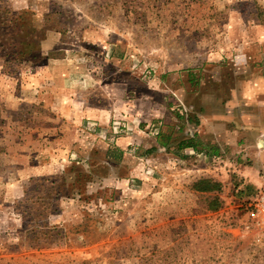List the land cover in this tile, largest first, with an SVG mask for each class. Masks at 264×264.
<instances>
[{
  "label": "rangeland",
  "instance_id": "rangeland-1",
  "mask_svg": "<svg viewBox=\"0 0 264 264\" xmlns=\"http://www.w3.org/2000/svg\"><path fill=\"white\" fill-rule=\"evenodd\" d=\"M66 61L107 122L63 115ZM255 77L264 0H0V264H264V132L201 120Z\"/></svg>",
  "mask_w": 264,
  "mask_h": 264
},
{
  "label": "crops",
  "instance_id": "crops-1",
  "mask_svg": "<svg viewBox=\"0 0 264 264\" xmlns=\"http://www.w3.org/2000/svg\"><path fill=\"white\" fill-rule=\"evenodd\" d=\"M61 63L62 65L69 67L66 68L65 72L63 73V78L60 79L64 83L60 85L59 93L60 94L63 93V95L65 94L64 96H66L65 97L66 101L71 103V104H65L66 102L64 98L62 99L61 97H59L60 98L59 102L60 105L62 106L60 109L65 110V112H63V115L67 117H72V116L82 117V118L86 117L91 120L100 119L103 122H107L112 115V109L114 108V104L113 102H111L109 106L105 107L103 105H99L98 103L93 104L91 102L92 98L90 97L91 94L94 92L92 88H94L93 82L95 80V78L92 76H95V74L88 73L87 65H83L82 66L83 69L81 70V72L77 74L78 71L72 68V63L69 64V62L67 61ZM121 69L125 70L126 68H121ZM248 83L250 85V94H245L238 90L234 91L231 94L232 96H230L232 97L231 100L228 103H226L224 107L223 105L222 106L217 105L218 108L216 110H208L201 115L202 128L207 131V135L209 136V138H212L213 143H215V141L218 142V145L225 143L226 137L224 132L223 133L221 132L222 131L221 129L226 130V126L232 123L234 116H238V118H236L234 121L235 123H238L241 128H244L245 124L248 125L251 124L253 129L252 132L258 134V136L260 132H264V92H260L259 91L260 89H258L257 87L259 85H262L263 80L258 77H255V78H251ZM253 85H256L257 88L252 87ZM88 86H90V88H88ZM69 87L70 88L74 87L73 89L74 92H72L69 89ZM159 89L165 92L164 84L160 85ZM168 89L173 93H176L181 90L179 87L172 88L169 86ZM69 93H72V95H74L75 97L71 101L69 100V98L71 99L72 95L70 96ZM109 95L111 94L109 93ZM114 99L122 100V97L117 96ZM119 105L121 106L122 103H120ZM159 105L163 107L162 103ZM231 105L234 107V111H236V114L229 112L231 111L230 108ZM238 112H240V117H241L240 119ZM232 125L233 124H230V126ZM222 126L223 128H221ZM234 133H236L235 129H234ZM168 135L163 133L161 134L159 139L162 141V143L160 142L162 145L164 143L163 138L170 137ZM127 141H128L127 139L121 138L116 145L124 150L129 147Z\"/></svg>",
  "mask_w": 264,
  "mask_h": 264
},
{
  "label": "trees",
  "instance_id": "trees-1",
  "mask_svg": "<svg viewBox=\"0 0 264 264\" xmlns=\"http://www.w3.org/2000/svg\"><path fill=\"white\" fill-rule=\"evenodd\" d=\"M197 123H199V120H196ZM169 139V137H168ZM171 140V138H170ZM164 146H167L168 143L164 142L163 143ZM179 148L181 149H194V150H199V146L202 145L201 142H199L198 138H185L183 140L180 141V143L178 144ZM209 149V150H208ZM218 146H212L210 145V147H207V151H209L210 153H215L218 154ZM121 154L123 153L120 150ZM122 160V156H118L116 158V161H120ZM41 182H44L45 180H40ZM194 189L200 192H211V191H218L221 189V184L218 182H214L210 179H203V180H199L198 182H196L194 184ZM216 209V208H214Z\"/></svg>",
  "mask_w": 264,
  "mask_h": 264
},
{
  "label": "built area",
  "instance_id": "built-area-1",
  "mask_svg": "<svg viewBox=\"0 0 264 264\" xmlns=\"http://www.w3.org/2000/svg\"><path fill=\"white\" fill-rule=\"evenodd\" d=\"M249 218L264 226V191H261L250 206Z\"/></svg>",
  "mask_w": 264,
  "mask_h": 264
}]
</instances>
